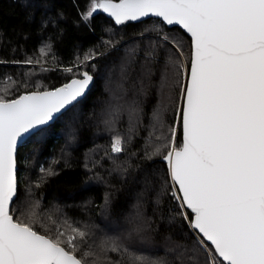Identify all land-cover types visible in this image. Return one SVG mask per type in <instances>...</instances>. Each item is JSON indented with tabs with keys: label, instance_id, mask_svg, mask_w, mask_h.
<instances>
[{
	"label": "trees",
	"instance_id": "16d2710c",
	"mask_svg": "<svg viewBox=\"0 0 264 264\" xmlns=\"http://www.w3.org/2000/svg\"><path fill=\"white\" fill-rule=\"evenodd\" d=\"M90 9L91 0H0V98L54 89L84 71L95 77L85 98L19 148L11 214L51 239L69 226L87 232L76 254L93 253L88 264L95 254L103 264H130V257L204 264V238L174 198L179 189L163 158L170 129L175 146L182 144L191 38L158 18L117 24L102 10L88 17ZM133 109L138 119L130 121ZM117 135L121 153L111 151ZM137 225L139 236L127 239ZM121 238L127 252H100L104 241Z\"/></svg>",
	"mask_w": 264,
	"mask_h": 264
},
{
	"label": "snow or ice",
	"instance_id": "6c2138e0",
	"mask_svg": "<svg viewBox=\"0 0 264 264\" xmlns=\"http://www.w3.org/2000/svg\"><path fill=\"white\" fill-rule=\"evenodd\" d=\"M97 10L117 24L160 17L190 34L193 52L183 73L188 82L179 113L182 144L175 146V128L163 144L168 149L163 158L180 193L174 198L181 210H191L189 227L204 238L198 241L206 252L204 264H264V0H91L87 16ZM40 52L47 55L45 49ZM92 80L83 72L81 79L52 91L0 98V264H88L84 258L94 255L76 254L87 232L69 226L51 239L10 213L17 195L18 139L82 97ZM111 115L117 117L118 110ZM133 117L138 119L135 109L130 121ZM124 143L117 135L111 151L121 153ZM181 215L188 220L187 213ZM141 230L137 225L126 238L138 237ZM121 248L127 252L124 238L119 244L104 241L100 252ZM95 255L91 264H103ZM129 259L130 264H164Z\"/></svg>",
	"mask_w": 264,
	"mask_h": 264
},
{
	"label": "water",
	"instance_id": "95a60500",
	"mask_svg": "<svg viewBox=\"0 0 264 264\" xmlns=\"http://www.w3.org/2000/svg\"><path fill=\"white\" fill-rule=\"evenodd\" d=\"M149 18H158V19L162 20V18H160V17H155V16H152V15H149V16H147V17H143V18L139 19V21H141V20H145V19H149ZM162 21H163V20H162ZM163 22H164V21H163ZM164 23H165L167 26H169V27L178 26V27H180L182 30H184V29L182 28V26H180V25H168L166 22H164ZM184 31H185V33L191 38L190 34H188V33L186 32V30H184ZM191 41H192V39H191ZM192 52H193V45H192ZM191 57H192V53H191ZM190 62H191V61H190ZM189 67H190V65H189ZM84 72H88V71H84ZM82 73H83V72H82ZM88 73H89V72H88ZM89 74L93 77V80H92V82L90 83L88 89L85 91V94H84L82 97H79V98H78L76 101H74L71 105L66 106V108H65V109H62L60 113L55 114V115H54V119L51 120V121H49L46 125L41 126L39 129H37V130H35V131H33V132H30V133L24 134L21 138L18 139V142H17V148H16V180H17V194H18V169H19V165H18V161H17V156H18L19 148H20V147L22 146V144H23L28 138H30L33 134L37 133L38 131H40V130L43 129L44 127H48L49 125H51L52 123H54V122L57 120L58 117H60L63 113H65L67 110H69L71 107H73L76 103H78L80 100H82L83 98L86 97V95H87L88 92L91 90V88L93 87L94 82H95V77H94L91 73H89ZM81 78H82V74H81L80 77H74V78H72V79H81ZM72 79H71V80H72ZM71 80H69L67 83H65V84H63V85H61V86H59V87H57V88L50 89V90H44V91H52V90L58 89V88H60V87H63L64 85L70 83ZM44 91H31V92H28V93H24V94H22V95L31 94V93H33V92H44ZM20 96H21V95H20ZM20 96H19V97H20ZM19 97L15 98V99H18ZM12 100H14V99H12ZM8 101H11V100H8ZM181 133H182V129H181ZM177 187H178V186H177ZM16 197H17V195L13 198V201L15 200ZM12 203H13V202H12ZM11 205H12V204H11ZM11 205H10V213H11ZM189 210H190V209H189ZM190 212H191V210H190ZM13 219H14V217H13ZM14 220H15V219H14ZM40 234H41V233H40ZM200 235H201V234H200ZM207 243L210 244V242H207ZM210 245H211V244H210ZM61 246H62V245H61ZM212 247H214V246H212ZM220 259L222 260V258H220ZM225 263L227 264V262H225Z\"/></svg>",
	"mask_w": 264,
	"mask_h": 264
}]
</instances>
